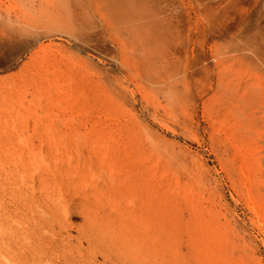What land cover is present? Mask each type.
Returning a JSON list of instances; mask_svg holds the SVG:
<instances>
[{"label": "bare ground", "instance_id": "bare-ground-1", "mask_svg": "<svg viewBox=\"0 0 264 264\" xmlns=\"http://www.w3.org/2000/svg\"><path fill=\"white\" fill-rule=\"evenodd\" d=\"M251 1L0 0V71L17 66L0 78V264H252L236 228L264 229ZM188 142L216 166L190 167Z\"/></svg>", "mask_w": 264, "mask_h": 264}, {"label": "rangeland", "instance_id": "rangeland-1", "mask_svg": "<svg viewBox=\"0 0 264 264\" xmlns=\"http://www.w3.org/2000/svg\"><path fill=\"white\" fill-rule=\"evenodd\" d=\"M251 7L253 8V9H251L252 13L257 9L258 10H264V0H252L251 1ZM26 58H27V54H24L23 58L21 57V59H20V63L22 60H26ZM16 67H13L10 72L9 71H7V72L6 71H0V78L5 77L8 74L14 72ZM187 146H189V148L191 149V152H192V155H190L188 157V164L190 167H193V168L196 167V169H198V168H201V165L203 163H205V166L207 168H210V169H213L216 166V164H215L216 162L214 159L215 157L211 154V152H209L207 150L206 146L204 147V149L199 148L195 142L194 143L188 142ZM186 178H187V176L184 175L185 181H186ZM238 214H239V218L244 220V222L250 224V219L252 218L251 214H249L245 209H241V208L238 210ZM72 222L75 225H77L79 227V229L84 228L85 222L83 221L81 216H76L72 220ZM81 226H83V227H81ZM236 228H237V235L238 236H240L241 238L243 237L246 241L250 242L248 244L255 246L254 249L250 250L251 253L249 251V255L252 259V264H264V229H262V230L256 229V228L252 227L251 224L246 225V227L243 225H240V227L236 226ZM79 233H81L80 230L79 231L76 230V232H73L74 235L77 234L76 236H78ZM94 245L97 246L98 243L96 242ZM84 246L85 247L88 246L86 244V242L84 243ZM98 261L101 263H104V259H102V257L100 255L98 256Z\"/></svg>", "mask_w": 264, "mask_h": 264}]
</instances>
